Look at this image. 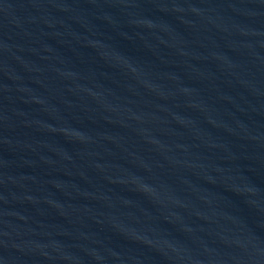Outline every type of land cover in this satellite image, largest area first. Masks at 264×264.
<instances>
[{"label":"water","instance_id":"water-1","mask_svg":"<svg viewBox=\"0 0 264 264\" xmlns=\"http://www.w3.org/2000/svg\"><path fill=\"white\" fill-rule=\"evenodd\" d=\"M0 264H264V0H0Z\"/></svg>","mask_w":264,"mask_h":264}]
</instances>
